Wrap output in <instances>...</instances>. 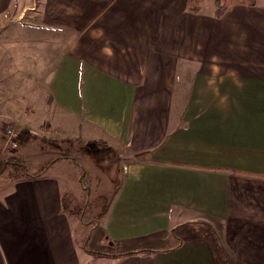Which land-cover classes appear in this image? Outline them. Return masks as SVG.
Instances as JSON below:
<instances>
[{
    "label": "crops",
    "instance_id": "crops-1",
    "mask_svg": "<svg viewBox=\"0 0 264 264\" xmlns=\"http://www.w3.org/2000/svg\"><path fill=\"white\" fill-rule=\"evenodd\" d=\"M21 1L0 23L30 9L38 33L6 37L0 108L106 142L122 178L94 228L82 172L2 179L0 264H264V0L221 19L205 9L223 0Z\"/></svg>",
    "mask_w": 264,
    "mask_h": 264
},
{
    "label": "rangeland",
    "instance_id": "rangeland-1",
    "mask_svg": "<svg viewBox=\"0 0 264 264\" xmlns=\"http://www.w3.org/2000/svg\"><path fill=\"white\" fill-rule=\"evenodd\" d=\"M21 2L31 5L34 9L37 6L39 0H22ZM214 10V3L208 2L205 12H211L213 14ZM26 11L28 12H26L24 15H14L13 17H8L9 19L7 18V20H3L4 23H0V26L2 25L0 28V54L3 55V59H0V74L7 73L8 77L11 79L6 78L5 82L13 80L11 81L12 84L16 83L14 76L9 75L11 73L9 65L12 63V60H6L2 51L6 50L5 46L7 43L6 40L8 38H15L14 40L17 41L18 45L12 44L11 47L17 46L15 50L20 51L21 48L25 46V44H22V40L29 36L28 33H38V30H34L32 28L33 25H27L33 21V12L30 11V9ZM7 36L9 37L6 38ZM20 56L22 58L23 54ZM21 58L19 59L21 60ZM37 60L38 64L42 66L43 60ZM17 80L18 83H21L19 79ZM14 86L16 87L17 84ZM43 94L44 93H42L41 96H43ZM45 99L46 97H44L42 101ZM30 106L31 105L24 108L19 107L14 109L12 107L6 106L0 108V148L2 149L6 145V129L14 128L18 133V147L15 148L17 150L13 152H3L4 157L16 154L20 155L27 160L28 170L32 175L37 173L40 169L52 161L59 160V158H61L64 154H67V156H71L74 159L76 158L75 162L70 160L66 162L67 160L63 159L64 161L61 162L58 168H51L46 172L47 174L51 175H57L59 173L66 175L69 185L72 187H78L81 178V172L86 173L85 185L87 188H89V192L87 190L85 191H87L86 193L91 194V196L89 197V202L86 203V206L84 205L81 208H77L75 210H78L77 214L79 216L85 218L86 223L89 222L91 228L99 226L102 212L101 209H97L98 206H96V203L98 201L99 203L104 204L103 201L105 199H100V197H103V195L110 197V192H113L115 185L122 178L121 160L118 159V156L111 160H102L100 158L101 151L91 148V145H89L90 149L85 153L79 152L77 149L83 144L86 145L84 141V143L78 139H74L72 141H70L71 139H68L69 141H63V139L57 135L58 132L55 131L52 128V125L49 123H38L34 121L33 117L28 122H24V117L30 116L29 113H27V108ZM13 112H16V115H14ZM9 114H11V118L8 116V120L10 119V122H6L5 119ZM11 149L14 148L11 147ZM5 181L7 183L12 182L9 179H6ZM68 201L70 207V200ZM201 234L202 232H197L195 237L198 238L201 236ZM189 235L192 236V234Z\"/></svg>",
    "mask_w": 264,
    "mask_h": 264
},
{
    "label": "trees",
    "instance_id": "trees-1",
    "mask_svg": "<svg viewBox=\"0 0 264 264\" xmlns=\"http://www.w3.org/2000/svg\"><path fill=\"white\" fill-rule=\"evenodd\" d=\"M235 4L243 5V6H250V7H256L258 5L257 0H223V1H216L215 2V12L214 17L216 19H221L225 14H227ZM204 7V1L203 0H187L186 8L188 12H191L193 14H199L202 12ZM29 134V133H28ZM70 140V139H69ZM68 139H64L63 141H69ZM72 141V140H70ZM89 145H91V148L97 149V151H101L100 158L102 160L106 159H114L117 157L116 151L111 148L106 142L104 141H92L88 142L83 145H81L77 150L79 152L85 153L87 150L90 149ZM61 159L64 160H70V161H76L71 156H67V154H64ZM55 161H52L48 165H45L42 169H40L35 174H30L28 170L27 160L21 157L20 155H12L7 157H0V181L2 179H9L13 183L21 182V181H31L34 179H38L41 176L44 175V173L49 169V167L54 163ZM82 183L85 185V179H86V173H82ZM86 186V185H85ZM100 200L103 201V210L104 213L107 209V198L106 197H100ZM107 204V205H106ZM99 255H104L99 253ZM128 254H121L120 256H127ZM106 256V255H104Z\"/></svg>",
    "mask_w": 264,
    "mask_h": 264
},
{
    "label": "built area",
    "instance_id": "built-area-1",
    "mask_svg": "<svg viewBox=\"0 0 264 264\" xmlns=\"http://www.w3.org/2000/svg\"><path fill=\"white\" fill-rule=\"evenodd\" d=\"M11 128V127H9ZM12 129V130H11ZM11 129H6L5 133H6V145L5 147H3L1 149V152H13L17 149H15L16 147H18V133L16 132V130L14 128ZM11 147H13L14 149H11Z\"/></svg>",
    "mask_w": 264,
    "mask_h": 264
}]
</instances>
